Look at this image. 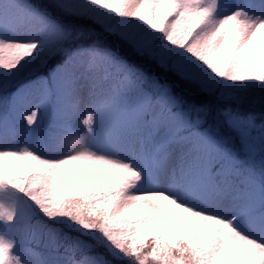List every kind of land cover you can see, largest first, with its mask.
<instances>
[{
    "label": "snow or ice",
    "instance_id": "1",
    "mask_svg": "<svg viewBox=\"0 0 264 264\" xmlns=\"http://www.w3.org/2000/svg\"><path fill=\"white\" fill-rule=\"evenodd\" d=\"M0 264H264V0H0Z\"/></svg>",
    "mask_w": 264,
    "mask_h": 264
},
{
    "label": "trees",
    "instance_id": "2",
    "mask_svg": "<svg viewBox=\"0 0 264 264\" xmlns=\"http://www.w3.org/2000/svg\"><path fill=\"white\" fill-rule=\"evenodd\" d=\"M129 55H130V54H129ZM145 70H148V69H147V67L145 68ZM179 90H180V89H179V88H177V91H179Z\"/></svg>",
    "mask_w": 264,
    "mask_h": 264
}]
</instances>
